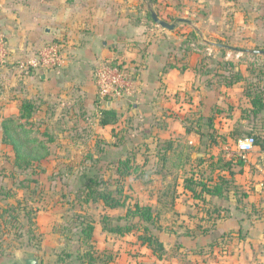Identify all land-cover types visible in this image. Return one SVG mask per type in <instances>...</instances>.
<instances>
[{"label": "crops", "instance_id": "crops-1", "mask_svg": "<svg viewBox=\"0 0 264 264\" xmlns=\"http://www.w3.org/2000/svg\"><path fill=\"white\" fill-rule=\"evenodd\" d=\"M126 11L119 0H23L12 10L1 8L0 28L8 37L7 49L12 55L32 57L46 42L64 44L67 59L60 69L33 70V74H39L40 83L35 82L34 75L23 78L28 88L37 90L44 99L42 108H53L54 116L61 120L66 112L74 116L76 113L80 121L82 116H95L94 133L100 131L108 142L114 139L111 145L116 152L133 149L141 155L150 154L144 163H150L151 168H168L170 164L179 169L191 166L183 190L189 191L196 203L205 205L204 212H172L175 219L181 217L175 223L182 226L177 235L175 230L168 234L165 247L175 251L172 262L167 264H264V150L254 148L249 152L253 156L249 160L252 170L246 171L247 163L239 161L237 150L219 143L223 133L238 127V123L234 125L238 117L247 122V131H256L258 125L259 130H264V109L253 113L251 92L244 96V118L243 113L239 116L238 107L230 109V105H235L232 100L226 108L228 103L222 100L216 84L205 82L199 66L189 63L180 36L169 29L168 33L163 32L156 22L153 28L142 20L134 22L133 14ZM194 27L200 36V28ZM104 58L121 59L136 73L134 95L110 100L106 108L115 115L112 121L107 117L106 123L100 121V110L104 108L97 102L94 79L95 64ZM15 78L11 69L0 67V82L11 85ZM221 109L230 110L223 115L219 113ZM231 120L235 123L231 124ZM225 161L229 168L224 166ZM192 177L210 188L222 185L223 195H212L196 186L195 196L187 183ZM238 192L243 195H237ZM149 205L155 210L152 203ZM155 215L157 221L156 211ZM39 223H43L41 219ZM53 230H47L44 247H59L55 243L59 235ZM107 231L114 233L109 228ZM140 233L114 234L120 239H139ZM149 234L162 243L163 250L164 241L154 232ZM133 244L150 251V264L164 260L152 253V246L143 242ZM113 248L106 237L105 252L94 254L92 264H114L123 252L133 258L128 260L130 263L147 255L146 250ZM177 254L180 256L175 257ZM76 258L69 264H90L82 255ZM37 259L40 264L42 259ZM135 263L142 264L140 260Z\"/></svg>", "mask_w": 264, "mask_h": 264}, {"label": "rangeland", "instance_id": "rangeland-1", "mask_svg": "<svg viewBox=\"0 0 264 264\" xmlns=\"http://www.w3.org/2000/svg\"><path fill=\"white\" fill-rule=\"evenodd\" d=\"M22 1L0 0L2 4L0 10L3 7L12 10L16 3L20 4ZM119 2L124 3L126 13L133 14L131 19L134 22L142 20L148 28H153L156 24L152 12H156L161 19L170 24L173 23L175 27L172 31L180 36L189 63L199 66L205 82L211 81L216 84L222 100L228 103L225 105L226 108L232 100L235 105H230V109L238 107L239 116L243 113L244 118L246 92L264 95L262 89L264 54L238 50H264V0H119ZM157 26L162 28L159 24ZM194 26L200 28V36L194 33ZM162 30L169 32L165 28ZM7 41L5 31L0 28V45L6 49L7 56L4 60L0 59V67L11 69L16 77L11 85H6L3 80L0 82V264H25L27 257L42 259L40 264H69L80 255H85L86 259H89V255L98 253L102 255L105 252L106 237L109 246H115L111 250L122 246L123 250L130 249L131 252L133 249L134 252L145 251V248L131 245V242L140 244L142 242L140 239L136 237L120 239L107 231V228L117 225L118 222L125 224V220L118 217L124 215L126 209L106 207L102 201L94 200L89 188L91 182L94 190H113L115 196L121 200L127 195L131 202L137 200L144 204L152 203L158 220L155 224L149 225L150 229L153 227L150 232L156 233L164 241L163 250L152 253L157 257H164L158 264L172 262L175 250L172 248L167 250L165 243L168 241V234L175 230L177 235V230H181L178 227L182 226L181 223L179 226L175 223L180 222L181 217L175 219L172 212H204L205 205L196 203L193 195L183 190L184 180L191 166L179 169L170 164L168 168H151L150 163H144L145 160H149L150 154L141 155L133 149L123 153L116 152L111 145L114 139L108 142L100 131L94 133L95 116L88 119L87 116H82L80 121L76 113L74 116L66 112L67 116L62 120L57 115L55 117L53 108L48 110L42 108L44 99L42 101L38 91L31 90L23 81L27 75H34L36 83L41 81L39 74H33L32 71L35 69L19 66L22 60L30 57L10 54ZM217 43L236 49L223 48L216 45ZM237 78H240V81L234 82ZM235 83L237 85L234 87H228ZM27 98L35 100L37 104L32 119L33 131L36 136L46 141L49 154L35 162L31 168L21 169L13 164L14 154L11 145L3 142L1 124L8 116H17L22 101ZM230 109H221L219 113L226 115L225 112ZM252 122H248V125L253 124ZM234 123L231 120V124ZM237 123L238 127L231 133L226 131L221 135L219 143L230 150H236L240 138L254 135L258 142L264 141V130H259L260 125L256 131L249 132L244 129L247 122L240 121L238 117L234 125ZM45 132L48 136L43 135ZM255 150L262 151L258 144L255 145ZM128 157L134 161L138 169L125 180L117 171L116 161ZM252 157L249 153L244 156L238 153L239 161L247 163L244 166L246 171L252 170L249 167V160ZM236 190L241 191L240 188ZM237 195L243 194L238 192ZM237 198L240 200L239 196ZM255 208L259 209V206ZM107 214L110 217L105 219ZM40 219L43 223H39ZM88 224H94L96 228L90 241L84 239L83 232ZM49 228H53L59 235L55 242L59 244L58 248L43 246ZM146 252L147 255L131 263L128 260L132 257L123 252V257L118 258L114 264H136L135 262L139 260L142 264H150L151 254L149 250ZM178 256L180 254L175 257Z\"/></svg>", "mask_w": 264, "mask_h": 264}, {"label": "trees", "instance_id": "trees-1", "mask_svg": "<svg viewBox=\"0 0 264 264\" xmlns=\"http://www.w3.org/2000/svg\"><path fill=\"white\" fill-rule=\"evenodd\" d=\"M196 33V31L194 32ZM224 48V47H223ZM121 60V59H117ZM122 61V60H121ZM240 78H237L234 82H239ZM251 102L253 104V113L256 115L260 113L264 109V99L262 95L251 94ZM37 110V104L35 100L27 98L22 101L21 106L19 107V114L17 116H8L2 122V139L4 143L11 145L14 160L13 164L17 168L21 169H29L33 166V164L43 158H45L49 154V148L46 145V141L44 142L41 138L35 135L34 128V114ZM102 116L100 121L106 123V118L110 121L114 117L115 113L112 109L104 108L100 110ZM105 117V118H104ZM44 136H48V134L43 133ZM256 138V145L260 146L262 150H264V141L258 142ZM117 171L122 175V177L126 180L128 176H130L136 169L134 161L128 157L126 159H122L116 164ZM229 162L225 161L224 166L229 168ZM123 179V180H124ZM188 187L193 190L195 196H197L196 186H202V189L207 191L212 195H223V186L215 185L213 187H207L201 181L197 179L194 180L193 177L187 180ZM94 182V180H93ZM92 182L89 184V188H91V195H93L94 200L102 201L105 206L110 208H118L124 207L126 212L124 215H120L119 219H124L125 224H117L115 226L109 227V230L117 233L119 235H129L141 232L139 234V239L148 244V246H152L153 250L158 251L162 250V243L153 236L149 234L150 232V224H154L156 222V215L154 208L149 204H144L140 201L133 200L129 201L128 196L126 195L124 200L117 198L114 194L113 190L106 191H96L91 186ZM97 192L96 194H93ZM109 216H105L107 219ZM83 232L85 234L84 239L87 241L92 240L93 234L95 232V225L88 224ZM158 249V250H157ZM85 258V261L92 264L95 262V255H89L86 259V256L82 255Z\"/></svg>", "mask_w": 264, "mask_h": 264}, {"label": "built area", "instance_id": "built-area-1", "mask_svg": "<svg viewBox=\"0 0 264 264\" xmlns=\"http://www.w3.org/2000/svg\"><path fill=\"white\" fill-rule=\"evenodd\" d=\"M6 49L0 45V59L4 60ZM67 59L65 46L60 41H51L38 47L34 56L20 62L22 68L38 71H55L60 69ZM6 60V59H5ZM94 79L97 87V102L105 108L110 100L129 98L135 93L136 73L123 60L104 58L94 67ZM256 138L250 135L240 138L236 150L243 155L254 150Z\"/></svg>", "mask_w": 264, "mask_h": 264}, {"label": "water", "instance_id": "water-1", "mask_svg": "<svg viewBox=\"0 0 264 264\" xmlns=\"http://www.w3.org/2000/svg\"><path fill=\"white\" fill-rule=\"evenodd\" d=\"M152 18L154 20V22H156L157 24H159L160 26H162L163 28L165 29H169V30H173L175 25L172 23L170 24L169 22L161 19L158 14L156 12H152ZM220 47H227V48H234L232 46H229V45H225V44H216ZM236 49V48H234ZM239 51H242V52H250V53H257V54H264V50H257V49H254V50H248V49H238ZM25 264H39V260L36 258V257H30V258H27L25 260Z\"/></svg>", "mask_w": 264, "mask_h": 264}]
</instances>
